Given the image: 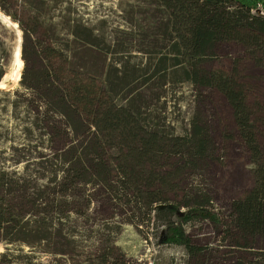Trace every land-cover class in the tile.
Here are the masks:
<instances>
[{
	"label": "rangeland",
	"instance_id": "rangeland-1",
	"mask_svg": "<svg viewBox=\"0 0 264 264\" xmlns=\"http://www.w3.org/2000/svg\"><path fill=\"white\" fill-rule=\"evenodd\" d=\"M80 25L95 32L96 46L73 34ZM192 39L188 21L163 0H0V41L13 51L0 84V214L9 225L0 233V264H187L184 248L166 243V215L154 210L204 193L225 225L221 233L204 220L184 226L193 245L207 250L200 263L233 264L242 255L227 231L233 202L254 187L253 155L226 96L186 81L191 60L183 43ZM175 43L183 45L180 54ZM164 57L166 67L155 73ZM263 58L222 42L197 64L242 87L264 149ZM68 65L72 97L91 125L90 147L78 136L73 146L62 125L55 132L41 125V137L28 144L26 130L38 114L28 113L34 94L23 74L29 82L54 69L65 79ZM112 69L126 84L116 97L106 81ZM46 111L42 105L39 115ZM194 119L211 138L206 163L190 167L170 152L141 168L131 161L130 149L153 143L150 133L183 137ZM87 160L104 167L107 184ZM157 177L169 185L152 182Z\"/></svg>",
	"mask_w": 264,
	"mask_h": 264
},
{
	"label": "trees",
	"instance_id": "trees-1",
	"mask_svg": "<svg viewBox=\"0 0 264 264\" xmlns=\"http://www.w3.org/2000/svg\"><path fill=\"white\" fill-rule=\"evenodd\" d=\"M163 2L175 12V15L185 18L192 30L193 39L183 43L186 45L185 49L188 50L191 60V68L185 72L186 81L198 88L216 87L226 96L234 109L236 123L243 140L253 155L254 187L243 198L233 202L229 222L231 232L226 227L227 225L225 227L229 231H227L229 240L231 239L229 245L243 251L241 256L234 259L233 264H264V149L257 141L254 121L242 87L232 80L214 78L208 71L201 70L199 63L197 64L199 58L209 55L222 42H237L249 49L263 53L264 56V3L260 4V0H163ZM260 6H263L262 10H260ZM73 34L81 39L86 36L88 44L97 45L98 38L92 29L80 25L73 31ZM0 46L1 84L7 75L6 65L10 63L13 51L4 40L0 41ZM174 49H177L180 54L183 45L175 43ZM176 61L178 62V60ZM166 62V57L162 58L155 73L166 67ZM263 62L264 58L259 59V63ZM73 71V67L68 65L66 70L68 77L65 79H62L59 72L54 69L45 72L37 71L29 82L26 73L23 74L22 85L28 93L34 94V98L29 100L28 113L34 111L38 114L33 117L31 126L26 130L28 144L41 137L37 131L41 125L46 126L44 129L52 132L58 130V126L62 125L64 126V135L69 140L71 139L73 146L76 145L74 136H78L87 148L90 147L88 139L91 125L84 119L72 97L70 84H73V79L70 77L74 75ZM120 74V71L115 69L109 70L107 73L106 81L110 87V93L114 97L118 95L117 91L126 85ZM88 86V82H86V90ZM42 105H46L47 110L43 113L44 116L39 115ZM51 114L55 116H51ZM150 138L153 140L151 145L141 146L140 151L137 147L130 149L131 161L140 168L146 162L153 161V157L167 152L181 155L182 159H186L188 165L194 168L200 167L210 158L211 138L207 129L202 127L197 119L193 120L191 130L186 136L166 138V135L155 131L150 133ZM67 151L69 152V149ZM53 157L58 160L60 155L55 154ZM86 165L92 173L100 176L107 184L104 167L91 164L90 160H87ZM71 170L72 168L68 166V170L66 169L64 174L67 172L69 174ZM178 171V175L171 174L173 179L181 174L182 170L178 169ZM133 181L135 180L133 179ZM154 181H157L162 187L169 185V182L160 180L158 177L152 180V182ZM152 200L153 198H150V202ZM212 201L211 196L204 193L190 196L187 202L159 206L154 210L156 216L166 215L167 220L164 221L166 243L183 247L190 258L187 264H201L199 259L206 254L207 250L193 245L191 238L185 232L186 224L204 220L213 224L217 232L224 231L223 225L225 224L220 215L213 210ZM153 202L157 201L153 200ZM0 211L2 210L0 209ZM8 228L6 218L0 214V233ZM223 241L226 243L228 240L225 238ZM8 256V254H4L2 258ZM196 259L198 261L195 263Z\"/></svg>",
	"mask_w": 264,
	"mask_h": 264
},
{
	"label": "built area",
	"instance_id": "built-area-1",
	"mask_svg": "<svg viewBox=\"0 0 264 264\" xmlns=\"http://www.w3.org/2000/svg\"><path fill=\"white\" fill-rule=\"evenodd\" d=\"M259 8H260V10H262V7L261 6Z\"/></svg>",
	"mask_w": 264,
	"mask_h": 264
}]
</instances>
